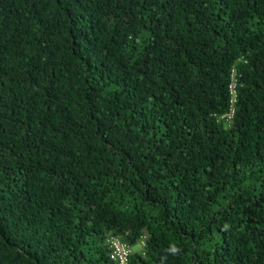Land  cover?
Segmentation results:
<instances>
[{
	"label": "trees",
	"instance_id": "16d2710c",
	"mask_svg": "<svg viewBox=\"0 0 264 264\" xmlns=\"http://www.w3.org/2000/svg\"><path fill=\"white\" fill-rule=\"evenodd\" d=\"M112 239L264 264V0H0V264Z\"/></svg>",
	"mask_w": 264,
	"mask_h": 264
},
{
	"label": "built area",
	"instance_id": "2783aa9c",
	"mask_svg": "<svg viewBox=\"0 0 264 264\" xmlns=\"http://www.w3.org/2000/svg\"><path fill=\"white\" fill-rule=\"evenodd\" d=\"M230 94H231V106L228 113H226L221 120H224L226 123H231L235 114V103L237 99L236 91V79L235 71L232 73V84L230 85ZM112 247V258L117 264H131L130 257L132 254V249L124 242H121L117 239L111 240Z\"/></svg>",
	"mask_w": 264,
	"mask_h": 264
}]
</instances>
